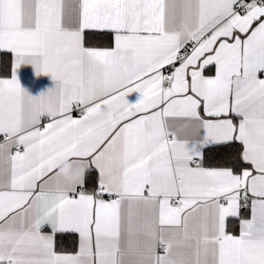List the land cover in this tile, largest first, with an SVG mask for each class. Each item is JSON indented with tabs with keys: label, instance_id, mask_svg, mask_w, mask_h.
<instances>
[{
	"label": "snow or ice",
	"instance_id": "snow-or-ice-1",
	"mask_svg": "<svg viewBox=\"0 0 264 264\" xmlns=\"http://www.w3.org/2000/svg\"><path fill=\"white\" fill-rule=\"evenodd\" d=\"M0 53V264H264V0H0Z\"/></svg>",
	"mask_w": 264,
	"mask_h": 264
},
{
	"label": "crops",
	"instance_id": "crops-1",
	"mask_svg": "<svg viewBox=\"0 0 264 264\" xmlns=\"http://www.w3.org/2000/svg\"><path fill=\"white\" fill-rule=\"evenodd\" d=\"M3 53H0V59L2 57ZM22 75H21V83L25 88H27L33 95L39 94L41 91L46 90L48 87L52 86V81L51 78L48 76L41 75L39 77L35 76V74L32 72L30 68H24L21 70ZM208 75H213L214 74V68H210L209 71L206 73ZM9 75L5 76L1 74V69H0V78H8ZM134 97L135 94H132ZM80 114L78 113V110L75 109L73 111V117L74 118H79ZM47 119H42V123H47ZM3 137L0 136V142H2ZM92 170V169H90ZM87 173V172H86ZM85 173V175H86ZM98 175V173H97ZM98 179V178H97ZM247 215V214H246Z\"/></svg>",
	"mask_w": 264,
	"mask_h": 264
},
{
	"label": "trees",
	"instance_id": "trees-1",
	"mask_svg": "<svg viewBox=\"0 0 264 264\" xmlns=\"http://www.w3.org/2000/svg\"><path fill=\"white\" fill-rule=\"evenodd\" d=\"M95 43H97L99 46H108L107 38H97ZM1 59H3L5 62H7L10 59V57H9V55H6L3 53ZM1 74L7 76V75H9V72L6 68H4V69H1ZM232 150H235V149H232ZM222 154L223 153L209 152L208 153V163H213V162L217 161ZM85 178L87 180V188L90 191L93 188L94 181L97 180L98 175L92 169L86 173ZM244 214L246 215L247 213H244ZM75 246H76V237H74V236L68 237L66 239H62V241L60 243V247L63 250H67V251H71Z\"/></svg>",
	"mask_w": 264,
	"mask_h": 264
},
{
	"label": "built area",
	"instance_id": "built-area-1",
	"mask_svg": "<svg viewBox=\"0 0 264 264\" xmlns=\"http://www.w3.org/2000/svg\"><path fill=\"white\" fill-rule=\"evenodd\" d=\"M78 110V113L80 114V111H79V109H77Z\"/></svg>",
	"mask_w": 264,
	"mask_h": 264
}]
</instances>
